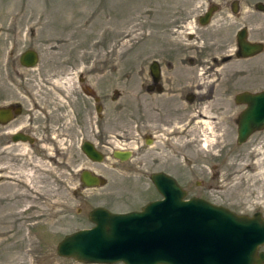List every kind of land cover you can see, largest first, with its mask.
Returning a JSON list of instances; mask_svg holds the SVG:
<instances>
[{
    "label": "rangeland",
    "instance_id": "1",
    "mask_svg": "<svg viewBox=\"0 0 264 264\" xmlns=\"http://www.w3.org/2000/svg\"><path fill=\"white\" fill-rule=\"evenodd\" d=\"M256 4L264 6V0H0V70L9 69L13 55L33 46L39 49L44 62L53 43L47 31L64 27L61 36L68 42L65 45L68 49L77 43L74 46L79 51L82 49L80 52L99 60L101 74L115 75L114 100L110 99L109 109L114 111L116 136L127 133L137 141L143 131L140 125L143 117L149 122L156 117L158 120L164 115L163 108L170 104V100L159 97L161 109L153 96L148 104L143 103L141 72L144 62L154 56L156 39L163 38L165 44L176 43L179 47H199L200 39L207 38L228 49L234 45L235 31L245 26L248 38L264 40V8H255ZM213 5L219 8L213 24L203 27L193 22L205 8ZM234 5L239 11L237 14L230 11ZM175 12L188 19L185 26L177 27L179 30L168 28L167 24ZM15 27L19 29L17 38L12 33ZM191 29L193 38L188 39L187 32ZM29 36L34 38L33 42ZM226 69L227 84L232 85L233 91L264 89V51L239 62L230 61ZM252 69L257 71L252 72ZM125 73L126 77L122 78ZM35 80L38 82L37 76ZM180 105L172 109L174 122L169 126L174 128V134L184 135L177 141L181 145L175 142L176 137H170V129H164V135L157 136L162 142L149 148L153 152L159 150L160 158L159 164L151 169H167L171 160L178 162V171L176 165L168 171L187 190L186 198L200 197L237 214L258 211L264 215V129L237 144L236 118L242 106L228 98L226 106L216 113L219 109L211 105L209 132V128L199 122L204 117L191 119V114L197 108L200 110L198 106ZM156 128L162 132L160 126ZM204 136L211 137L209 147H202L200 139ZM170 148L187 151L185 159L182 154L174 156ZM141 160L142 157L132 159L135 167L132 177L102 188L84 189L81 205L0 203V264H84L59 256L57 243L65 234L91 226L87 213H78L86 203L131 211L155 200L156 189L139 173ZM247 164L249 166L245 167ZM115 176L116 173L112 175Z\"/></svg>",
    "mask_w": 264,
    "mask_h": 264
},
{
    "label": "flooded vegetation",
    "instance_id": "2",
    "mask_svg": "<svg viewBox=\"0 0 264 264\" xmlns=\"http://www.w3.org/2000/svg\"><path fill=\"white\" fill-rule=\"evenodd\" d=\"M213 6L205 8L193 22L197 21L203 27L213 24L219 9L216 5V8H211ZM255 8H264V6L256 4ZM230 11L236 14L239 12L235 5ZM175 13L171 15L167 24L168 28L179 30L180 28L177 27L185 26L188 19L185 15L180 16ZM205 15L207 22L203 24L200 20ZM159 22L160 20L157 23ZM50 29L52 30L47 32L50 41L53 40L54 44L49 46L44 62L39 56V49L33 46L26 48L17 56L13 55L11 67L0 70L1 204L5 201H17L26 204L81 205L84 201V189H98L132 177L134 175L132 169L135 167L131 161L135 157H142L139 173L147 178L148 185H152L154 189L156 187L152 176L156 173H165L180 184L177 177L168 171L175 165L178 171L179 163H174L170 159V162L167 161L169 168L152 170L151 167L160 162L159 150L155 149L153 152L149 149L162 142L157 136H163L164 129H170L169 125L174 122L173 110L180 107L181 103L195 105L200 110L196 109L199 110L198 114L194 110L191 119H194V116L201 118L202 108L206 107L209 114L212 107L219 109L216 113L221 112L220 108L226 106L229 98L230 101L242 106L236 118L237 123L246 104L237 101L236 95L264 90L243 89L235 92L232 85L229 87L227 84L228 62L249 59L264 51V40L254 41L248 38L245 26H239L235 31L234 45H230L228 49L220 42L214 43L210 39L206 40L207 38L200 39L202 44L199 47H179L176 43L165 44L163 38L156 39L154 56L147 63L144 62L145 68L141 72L143 103L148 104L149 98L153 96L160 103L161 109L163 106L159 97L170 100V104L163 108L164 115L159 116L158 120L156 117L149 122L150 120L143 117L144 121L140 124L143 126V131L138 137L139 140L136 141L127 133L119 134L117 137L114 111L109 109L110 99L114 100L115 75L108 74L105 77V74H101L99 60L80 52L82 49L79 51L77 46H74L78 45L77 43L72 44L73 46L68 49L65 46L68 42L61 36L64 27ZM18 30L15 27L12 32L16 38L19 34ZM241 30H245L244 41L261 45L259 52L245 57L240 55L243 48L237 35ZM193 32V29L187 32L188 39L193 38ZM29 38L33 42L34 38L32 36ZM29 49L37 54V62L30 67L21 62V54ZM146 51H149V47ZM196 53H198L197 57ZM212 74L215 75L213 78L210 77ZM35 76L38 77L39 83L35 80ZM121 77L125 78L126 73ZM156 126H160L162 132ZM173 129H170V137H176L173 138L177 142L184 135L174 134ZM177 144L181 145L179 142ZM184 144L187 145L186 142ZM170 149L174 156L182 154L185 159L187 151ZM85 150L90 151L91 155ZM117 153L129 154V156L120 159L116 157ZM150 155L153 156L149 158ZM114 173L117 176L113 178ZM84 174L92 179L97 177L100 183L88 184L89 181L84 179ZM185 191L187 193L186 189ZM96 193L100 194L98 191ZM157 193L156 199H159L161 196L158 191ZM99 206L113 213L129 212L100 203L94 205L86 203L82 206L84 210L80 208L78 213L86 212L89 220V212ZM87 208L89 210L86 211ZM256 212L258 211L244 215L253 217ZM261 216L264 218L262 213ZM259 251L264 252V243L259 247Z\"/></svg>",
    "mask_w": 264,
    "mask_h": 264
},
{
    "label": "water",
    "instance_id": "3",
    "mask_svg": "<svg viewBox=\"0 0 264 264\" xmlns=\"http://www.w3.org/2000/svg\"><path fill=\"white\" fill-rule=\"evenodd\" d=\"M206 19L205 15L201 23ZM237 36L241 56L261 50L259 43L243 40L245 30ZM21 62L34 65L36 52L24 51ZM236 100L246 104L237 120L236 142L242 144L264 129V90L239 93ZM128 156L116 154L120 159ZM83 177L90 185L100 183L97 177ZM152 179L160 199L125 213L93 208L89 212L92 225L65 234L57 243V254L85 264H264V252L259 251L264 243L261 212L249 217L200 197L185 198L186 191L165 173H156Z\"/></svg>",
    "mask_w": 264,
    "mask_h": 264
},
{
    "label": "bare ground",
    "instance_id": "4",
    "mask_svg": "<svg viewBox=\"0 0 264 264\" xmlns=\"http://www.w3.org/2000/svg\"><path fill=\"white\" fill-rule=\"evenodd\" d=\"M230 18H232L231 16H229ZM242 47V46H241ZM28 67H30V66H28ZM206 106V105H205ZM201 115H202V117H204L203 119H200L199 120V122H201V124L202 125H205V127H208L209 128V132H210V128H211V126H210V124H212L211 122H210V114H209V111L207 110V108L206 107H204V108H202L201 109ZM212 116V115H211ZM192 117V116H191ZM197 117V116H196ZM206 118V119H205ZM198 121V120H197ZM213 122V121H212ZM213 126V125H212ZM202 128V127H201ZM205 129V128H204ZM215 130V129H214ZM212 131V130H211ZM200 141L202 142V147H205V146H208L209 145V143L211 142V137H209V136H204V138L203 139H200ZM210 146V145H209ZM208 146V147H209ZM261 152V151H260ZM260 155V154H259ZM258 159H260V158H258ZM260 161V160H259ZM256 164V163H255ZM257 165V164H256ZM249 166V164H247V165H245V167H248ZM263 166V165H262ZM243 171V170H242ZM249 171V170H248ZM39 172V171H38ZM247 174V173H246ZM25 175V174H24ZM28 175H30V174H28ZM35 175H36V173H35ZM34 175V176H35ZM31 177V176H30ZM30 177H28V178H30ZM38 179V178H37ZM28 181V180H27ZM27 181H25V182H27ZM32 182V181H31ZM21 184V183H20ZM28 184V183H27ZM26 184V185H27ZM30 185V184H29ZM36 188H38V187H36ZM40 193V192H39Z\"/></svg>",
    "mask_w": 264,
    "mask_h": 264
}]
</instances>
